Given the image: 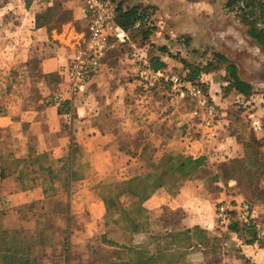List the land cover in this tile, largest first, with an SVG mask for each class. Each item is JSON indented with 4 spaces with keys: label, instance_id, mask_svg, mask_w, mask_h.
Here are the masks:
<instances>
[{
    "label": "crops",
    "instance_id": "crops-1",
    "mask_svg": "<svg viewBox=\"0 0 264 264\" xmlns=\"http://www.w3.org/2000/svg\"><path fill=\"white\" fill-rule=\"evenodd\" d=\"M77 2L74 22L85 29L80 30L71 23L69 31L58 33L62 54L49 56L42 62L46 73L62 74L60 90L64 99L69 98L74 118L68 124L52 99L42 107V115L29 119L25 127L24 120L1 118L0 126L17 128L20 125L17 129L21 131L17 134L20 143L12 151L14 161L6 163L0 159V209L7 206L28 210L26 221L45 220L49 222L47 229L62 231L71 213L87 212L95 223H132L138 220L135 215L141 211L146 216L152 215V218L142 216L141 221L163 222L158 212L170 207L184 212L174 229L141 234L142 238L152 236L155 241L166 237L173 240L176 234L188 238L189 243L184 246L175 243L169 246L165 254L169 257L163 259L162 256L161 264H244L237 255L238 250L257 263V221L263 222L264 202L257 201V196L250 191L242 194L240 190L246 184L239 179L217 180L212 185V179L207 176L216 162H231L238 156L248 163L247 147L235 133L237 108L229 106L220 113L218 107L215 127L199 131L191 109L188 113L191 119H186L181 104L174 103L168 93L154 96L141 84L134 62L122 52L108 54L99 73L82 91L70 97L66 93L68 79L63 74V66L68 65L70 57H65L64 49L71 37L75 38L72 45L83 38L88 25L82 4ZM149 2L154 3L153 0H133V6ZM190 4L213 8L209 0ZM159 32L154 31L149 40L158 47L155 56L160 67H167L171 62L165 52L169 43ZM247 36L252 39L248 32ZM238 76L252 86L253 94L246 96L233 88L230 95L247 108L243 117L248 115L249 118L253 113L257 118V86L240 72ZM218 79H213L208 87L219 106L217 99L224 98L222 91L228 81ZM172 104L176 106L173 111L168 109ZM189 121L198 128L193 130ZM238 148H242L243 157L236 154ZM181 157L201 160L196 175L182 178L170 170ZM170 158L172 162H168ZM245 166L247 174L249 164ZM167 171L177 175L178 185L166 176ZM243 200L252 204L256 229L241 234L218 226L219 204ZM129 213L134 214L133 217H128ZM176 229L178 233L173 231ZM219 244L222 256L217 260L214 255ZM181 254L183 259L177 261Z\"/></svg>",
    "mask_w": 264,
    "mask_h": 264
},
{
    "label": "rangeland",
    "instance_id": "rangeland-1",
    "mask_svg": "<svg viewBox=\"0 0 264 264\" xmlns=\"http://www.w3.org/2000/svg\"><path fill=\"white\" fill-rule=\"evenodd\" d=\"M153 1L160 6L153 2L143 6L153 7L154 31L163 33L169 43L165 52L171 62L165 68L180 73L189 69L187 66L190 69H199L205 74L201 76L202 80L209 86L213 79H223L228 74L227 63L216 57V54L228 56L227 59L237 65L241 75L257 86L255 91L259 111L257 118L261 119L264 125V48L248 38V26L240 21L237 10L228 6L229 0L220 2L209 0L213 8L205 5L193 7L190 4L195 1L199 3L201 0ZM78 5L77 0H0V121L1 118H15L19 122L24 120L25 127L29 119L42 115V107L47 105L49 99L54 102L57 95L63 94L60 90L62 74L46 73L42 62L49 56L62 54V49L58 46L61 44L58 33L69 31L71 23L75 21L74 12ZM125 5L132 6L133 0H125ZM74 25L80 30L85 29L80 23L74 22ZM145 29V27L133 29L129 33L130 42L125 45L116 44L108 54L122 52L128 55V59L136 66L134 68L139 70L142 65L131 57L134 49L142 50L148 59L157 57L155 54L158 47L145 38ZM72 40L75 38L71 37L64 49L65 57H70L68 65L63 66L65 77L72 57L83 38L74 45ZM67 90L68 88L66 92ZM151 93L157 97L168 92L164 89H154ZM222 94L224 98L217 99L220 113L229 106L237 108L235 133L239 134L240 142L246 145L249 159L247 163L245 158L237 156L231 162H216L208 170L207 176L212 179V185L217 180L239 179L246 184V187L243 186L240 190L242 194H249L250 191L257 196V201L264 202V129L258 131L256 136L248 115L242 116L247 109L244 103L235 96L232 97L229 89H224ZM66 101L69 102V98ZM174 103L181 104L183 116L191 119V115L190 117L188 115L192 109L189 100L174 99ZM175 107L172 104L168 109L173 111ZM185 123L187 124L186 120ZM189 123L193 124V130L198 128L193 122ZM198 126L199 131L204 129L201 125ZM19 127L20 125L17 126ZM17 128L0 126V155L6 163L14 161L12 151L15 145L20 143L17 134L21 130ZM241 150L242 148H238L236 154L243 157ZM183 160V157L177 158L175 163L179 165ZM246 164H249L247 174L246 166L244 168ZM18 210L7 206L0 209L1 246L8 248L17 245L29 252L12 254L13 252L3 251L5 257L1 261L2 264H18L19 258L23 259L21 264H25L26 260L29 264H126L131 261L139 263L141 256L132 258L128 245L134 242H151L153 249L151 252L159 250V258L162 259L164 256L163 259H166L169 256L165 254L174 243V240L167 237L160 241L154 239L146 241L139 233L129 235L127 229L132 227L130 222L95 223L87 212L69 214L67 226L62 231L47 229L48 221L39 220L38 223L36 220L26 221L29 211ZM133 215L129 213L128 217ZM158 215H162L163 222L146 223L151 232L166 229L168 232V229H174L180 218H183L184 212L167 207L159 211ZM148 216L152 218L151 214ZM173 231L178 233L177 229ZM175 238L176 245L178 242L182 245L187 242L183 236ZM257 239V263L253 262V257L238 250L237 255L244 264H264V219L262 223L257 221ZM220 247V244L216 246L217 253L214 259H221ZM183 257L181 254L177 261H181Z\"/></svg>",
    "mask_w": 264,
    "mask_h": 264
},
{
    "label": "built area",
    "instance_id": "built-area-1",
    "mask_svg": "<svg viewBox=\"0 0 264 264\" xmlns=\"http://www.w3.org/2000/svg\"><path fill=\"white\" fill-rule=\"evenodd\" d=\"M79 1L82 4L88 25L83 41L77 47L66 71L69 83L66 93L70 96L82 91L85 85L99 73L113 46L116 44L125 45L131 40L129 32L116 23L119 1ZM131 57L142 65L138 70V78L145 88L148 90L164 89L173 99L189 100L192 106V118L206 129L211 130L215 127L219 116L218 105L209 93V87H205L206 82L202 78L191 80L189 78L190 69L182 73L167 68L155 69L151 66L147 55L140 49H134ZM65 102L67 101L62 95H57L54 98V106L59 111H63L62 115L69 124L72 122L74 114L70 104L65 110ZM249 118L255 131H263L264 125L261 119L254 117L253 113ZM216 217L217 224L221 228L229 229L234 220L250 225L254 219L252 204L247 200L235 201V204L229 205L220 203Z\"/></svg>",
    "mask_w": 264,
    "mask_h": 264
},
{
    "label": "trees",
    "instance_id": "trees-1",
    "mask_svg": "<svg viewBox=\"0 0 264 264\" xmlns=\"http://www.w3.org/2000/svg\"><path fill=\"white\" fill-rule=\"evenodd\" d=\"M119 1L118 9H117V15H116V23L121 25L123 28H125L129 33L133 31V29H137L140 27H145V38L148 40L150 38V35L154 32L155 26L151 25L152 18H153V7L150 6H143V5H132V6H126L125 0H114ZM228 6L235 8L237 10V14L240 18V21L244 22L248 26V34L249 36L261 47L264 48V1L263 0H229ZM153 21V20H152ZM151 22V24H150ZM216 57H218L220 60H223L227 63V77L224 78L227 79L228 85L224 87L225 90L229 89H236L240 93L251 96L253 94V88L250 84L244 82L239 76H238V67L236 64H233L230 62L227 57L222 55L221 53H217ZM150 64L155 69L165 68L160 67L157 57H151ZM186 68H189L187 66ZM214 72V70H213ZM211 73V72H210ZM216 73V72H215ZM203 72L199 69H190L189 78L191 80L195 79H201ZM205 87L208 88V85L205 84ZM69 104L68 102H65V110L68 109ZM60 113L62 114L63 111L60 110ZM182 158V157H181ZM184 158V157H183ZM1 159V155H0ZM170 161L172 158L169 159ZM168 160V161H169ZM201 165V160H195L191 157L184 158L183 161L179 165H177L175 162L172 165V169H170L172 172H177L182 178H190L196 175V168ZM170 172H166V176L170 178L173 182H175L176 185H178V177L177 175ZM4 175V173L2 174ZM173 177V179H172ZM167 181L169 179H166ZM231 204H235V202H232ZM142 216L147 218L145 212L139 211L138 214L135 215V217H138V220L132 221V227L127 229V233L130 234H142V232L150 231L148 225L146 226V223H149V221L142 220ZM230 230H233L237 233H250L253 232L256 229L255 224L251 223L250 225L243 224L237 220H234L230 226ZM14 233V232H12ZM16 234V232H15ZM14 234V235H15ZM18 235V234H16ZM175 236H183L182 234H176ZM185 237V236H183ZM13 239V238H12ZM143 239H146L145 237ZM150 239L153 240L152 236H150ZM146 239V241L150 240ZM176 238H174V243L176 244ZM186 241L188 242V238H186ZM258 240V239H257ZM185 242V244H187ZM189 243V242H188ZM0 241V264L3 257H5L3 254V251L6 253H12V254H23L28 253L29 250H22V247L17 245H11L10 247L6 248L1 246ZM178 246L182 245V243L178 242ZM184 246V245H182ZM20 247V248H19ZM130 255L132 258H137L138 256H141V262L139 263H133L131 261L130 263L126 264H161L159 254L160 251H153L151 249V242H141V243H133L131 245L127 246ZM151 253V254H150ZM146 254L148 257H146ZM23 259L19 258L18 264H21ZM25 264H29L28 261H25ZM117 264H124V263H117Z\"/></svg>",
    "mask_w": 264,
    "mask_h": 264
}]
</instances>
